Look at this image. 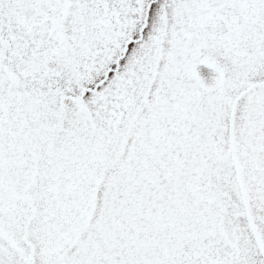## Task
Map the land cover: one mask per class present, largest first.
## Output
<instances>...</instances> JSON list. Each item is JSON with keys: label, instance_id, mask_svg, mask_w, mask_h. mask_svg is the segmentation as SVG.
I'll return each instance as SVG.
<instances>
[{"label": "snow or ice", "instance_id": "1", "mask_svg": "<svg viewBox=\"0 0 264 264\" xmlns=\"http://www.w3.org/2000/svg\"><path fill=\"white\" fill-rule=\"evenodd\" d=\"M0 264H264V0H0Z\"/></svg>", "mask_w": 264, "mask_h": 264}]
</instances>
